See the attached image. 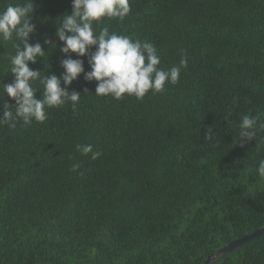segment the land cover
<instances>
[{"label": "trees", "instance_id": "16d2710c", "mask_svg": "<svg viewBox=\"0 0 264 264\" xmlns=\"http://www.w3.org/2000/svg\"><path fill=\"white\" fill-rule=\"evenodd\" d=\"M9 3L24 0H0V10ZM71 3L33 0L29 43L48 53L29 67L42 76L63 72L55 31ZM129 3L123 21L102 18L95 31L148 40L164 70L185 50L188 66L142 100L96 97V82L82 73L68 87L82 97L76 114L66 105L45 109L42 124L0 127V264H204L264 227L256 176L264 146H232L243 114L264 121V0ZM14 54L11 42L0 47V84L13 81L6 70ZM33 87L39 99L42 86ZM5 103L15 101L0 99V116ZM77 144L100 157L81 155ZM211 264H264V235Z\"/></svg>", "mask_w": 264, "mask_h": 264}, {"label": "clouds", "instance_id": "9594fccd", "mask_svg": "<svg viewBox=\"0 0 264 264\" xmlns=\"http://www.w3.org/2000/svg\"><path fill=\"white\" fill-rule=\"evenodd\" d=\"M130 10L129 0H72L71 13L60 16L62 19L55 31V37L63 44L60 52L66 57L60 62L63 72L59 77L54 74L42 76L41 71L29 67L38 58L44 62L48 53L39 42L29 43V37L36 27L30 20L34 12L33 0H24L23 4L9 3L0 10V47L11 42L15 49V54L8 57L6 70V74H12L13 81L0 84V99L7 95L15 103L4 104L0 127L6 125L9 129H15L18 123L29 126L33 121L42 124L48 119L45 109L66 105H70L73 114H76L82 97L75 90L69 92L68 87L82 73L86 82H96L93 95L111 96L115 100L125 96L142 100L149 92L152 95L163 92L166 83L176 84L181 70L188 66L185 50H182L177 65L164 70L158 67L161 56L157 48L148 40H133L129 36L118 35L110 32L108 26L100 28L98 33L95 31L94 23L100 22L102 18L123 21ZM44 45L56 48V44L48 39L44 40ZM92 48L95 51L90 52ZM72 54L77 58L73 59ZM83 57L88 58V72H84V61L80 59ZM37 81L43 89L39 99L35 98V93L40 89L33 87ZM84 93L86 95L89 92L84 89ZM210 132L211 129L204 136L206 141L212 139ZM262 132L264 121L259 115L245 113L237 125L232 146L243 148L249 142H255V147L260 150L264 146V137L259 142H256V138ZM76 151L84 156L91 154L90 159L93 161L101 155L99 151H93L91 144H77ZM79 167V163H73L69 170L76 172ZM256 176L264 181V158L258 161Z\"/></svg>", "mask_w": 264, "mask_h": 264}, {"label": "water", "instance_id": "95a60500", "mask_svg": "<svg viewBox=\"0 0 264 264\" xmlns=\"http://www.w3.org/2000/svg\"><path fill=\"white\" fill-rule=\"evenodd\" d=\"M264 235V227L256 230L252 233H249L231 243H229L227 246L223 247L222 249L216 251L214 254H212L211 256H209L204 264H211L212 262H214L216 259H218L219 257L226 255L228 253H230L233 249L252 241L255 238L261 237Z\"/></svg>", "mask_w": 264, "mask_h": 264}]
</instances>
